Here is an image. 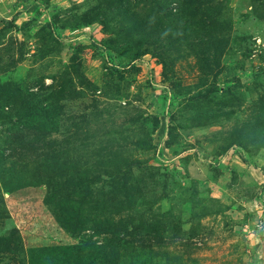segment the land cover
<instances>
[{
	"label": "rangeland",
	"instance_id": "1",
	"mask_svg": "<svg viewBox=\"0 0 264 264\" xmlns=\"http://www.w3.org/2000/svg\"><path fill=\"white\" fill-rule=\"evenodd\" d=\"M6 236L0 264H264V0H0Z\"/></svg>",
	"mask_w": 264,
	"mask_h": 264
},
{
	"label": "trees",
	"instance_id": "2",
	"mask_svg": "<svg viewBox=\"0 0 264 264\" xmlns=\"http://www.w3.org/2000/svg\"><path fill=\"white\" fill-rule=\"evenodd\" d=\"M98 18L99 16H95L94 21H96V19ZM1 247L2 249L12 252V253L18 252L20 250V245L16 243V240L11 239L10 237H7V236L0 238V248ZM42 250H46V248H43Z\"/></svg>",
	"mask_w": 264,
	"mask_h": 264
}]
</instances>
